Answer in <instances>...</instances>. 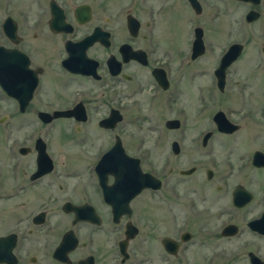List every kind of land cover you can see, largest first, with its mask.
<instances>
[{"label":"flooded vegetation","instance_id":"obj_1","mask_svg":"<svg viewBox=\"0 0 264 264\" xmlns=\"http://www.w3.org/2000/svg\"><path fill=\"white\" fill-rule=\"evenodd\" d=\"M197 2L0 0V264H229L223 239L264 240V0Z\"/></svg>","mask_w":264,"mask_h":264},{"label":"rangeland","instance_id":"obj_2","mask_svg":"<svg viewBox=\"0 0 264 264\" xmlns=\"http://www.w3.org/2000/svg\"><path fill=\"white\" fill-rule=\"evenodd\" d=\"M225 9V7H224ZM233 8L232 6L230 7V11H232ZM216 11L215 6L214 5H210L209 3L206 4L205 6V10H204V16L206 17V24L205 27L207 28V33L208 36H212L215 37V33L217 32L216 26L214 23L215 21L213 19H211V15L214 14ZM234 16H236V13H234V11H232ZM202 14V15H203ZM224 15L229 16V17H234L232 14L228 13L227 10H224ZM199 23H203V20L198 19ZM180 26H182V24L180 23ZM225 24L223 25V29L225 30ZM183 30H187V26L185 24L184 29ZM239 30H242V28H239ZM3 110H5V108H2ZM139 133H142L141 131L137 130ZM143 134V133H142ZM147 137H149V135H147ZM128 139L131 142H134L135 140V136H130L128 134ZM146 145L144 144L146 148V146H149L148 149H151V138L149 141L145 142ZM64 152V151H63ZM152 155L148 156V160H152V159H156L155 156V150L150 151ZM154 152V154H153ZM59 153L61 154V156L63 155L62 151H59ZM256 243H260L263 244L264 240H258L257 238L253 237L251 235L250 232L245 231L244 233L238 235V236H234L233 238H229V239H223L222 241V248H223V259L229 258L232 260V262H230L229 264H248L247 260L245 259V254H246V250L247 248H252L255 247ZM235 250V251H234ZM236 251L240 252V255L237 256V258H234V260L232 259V257H234L233 255L237 254L235 253ZM262 251H264V248H262Z\"/></svg>","mask_w":264,"mask_h":264},{"label":"water","instance_id":"obj_3","mask_svg":"<svg viewBox=\"0 0 264 264\" xmlns=\"http://www.w3.org/2000/svg\"><path fill=\"white\" fill-rule=\"evenodd\" d=\"M191 3H192V5H193V7H195L196 9H198V2H197V0H191ZM8 56V54L7 53H1L0 52V83H1V85L2 86H4V88L7 90V88H8V83H7V79H5L6 78V74H7V72H8V61L7 60H5V59H3L2 57H7ZM57 112H55V114H56ZM116 145V144H115ZM114 145V146H115ZM114 146L112 147V150L110 151V152H107V154L104 156L105 157V159L108 157V158H110V156H112V154L115 152V150L116 149H119L120 150V152L124 155V153L121 151V149H120V147H119V145H118V143H117V147H116V149H113L114 148ZM114 151V152H113ZM111 154V155H110ZM110 155V156H109ZM107 158V159H108ZM130 157H128V159H129ZM106 159V160H107ZM136 170H137V172H139L138 174H140L141 173V170H140V168L139 167H136ZM143 175L145 176V179H144V182L143 183H145V181H146V178H148V181H149V174L148 173H143ZM250 225L252 226V228H254V229H256L257 231H259V232H262V233H264V212L262 213V215L259 217V218H257V219H254V220H251L250 221ZM228 231H235V230H230V228H225L224 229V232H228ZM4 240H5V238L4 237H0V245H2V243L4 242ZM4 258H2V257H0V260H3ZM257 260V261H256ZM224 264V263H223ZM252 264H264V262L263 261H261L260 259H255V258H252Z\"/></svg>","mask_w":264,"mask_h":264}]
</instances>
